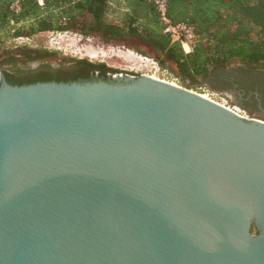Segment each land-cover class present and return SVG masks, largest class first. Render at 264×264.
Listing matches in <instances>:
<instances>
[{"label": "water", "instance_id": "obj_1", "mask_svg": "<svg viewBox=\"0 0 264 264\" xmlns=\"http://www.w3.org/2000/svg\"><path fill=\"white\" fill-rule=\"evenodd\" d=\"M0 264H264V119L147 74L0 69Z\"/></svg>", "mask_w": 264, "mask_h": 264}, {"label": "trees", "instance_id": "obj_2", "mask_svg": "<svg viewBox=\"0 0 264 264\" xmlns=\"http://www.w3.org/2000/svg\"><path fill=\"white\" fill-rule=\"evenodd\" d=\"M16 1L19 10L13 7ZM168 2L172 22H187L195 30L190 53L164 32L160 15L148 0H44L43 4L0 0L3 73L12 85L80 81L96 75L107 79L109 74L126 73L87 58H65L55 65L54 50L14 47L20 38L46 32H75L152 56L188 88L232 64H241L246 71H264V0ZM117 12L119 18H111Z\"/></svg>", "mask_w": 264, "mask_h": 264}, {"label": "rangeland", "instance_id": "obj_3", "mask_svg": "<svg viewBox=\"0 0 264 264\" xmlns=\"http://www.w3.org/2000/svg\"><path fill=\"white\" fill-rule=\"evenodd\" d=\"M116 8L120 10L121 6L116 5ZM111 18L118 19L119 13H113ZM14 47L54 50L57 52L52 60L55 65H58L65 58H87L92 62H105L108 66L118 68L122 72L155 75L157 78L174 81V83L182 85L172 72L162 68L152 56L137 53L123 46L107 45L98 38L87 37L75 32H46L32 38L24 37L16 40ZM3 68L4 66L1 67L0 65V69ZM237 68L243 69L241 64H232L225 67L227 70ZM191 89L208 94L214 100L230 107L242 116L264 119L263 114L252 115L240 106L238 100L230 91L216 90L202 81L194 84Z\"/></svg>", "mask_w": 264, "mask_h": 264}, {"label": "flooded vegetation", "instance_id": "obj_4", "mask_svg": "<svg viewBox=\"0 0 264 264\" xmlns=\"http://www.w3.org/2000/svg\"><path fill=\"white\" fill-rule=\"evenodd\" d=\"M201 81L216 90L234 93L239 105L250 114L264 115V71L220 68Z\"/></svg>", "mask_w": 264, "mask_h": 264}, {"label": "built area", "instance_id": "obj_5", "mask_svg": "<svg viewBox=\"0 0 264 264\" xmlns=\"http://www.w3.org/2000/svg\"><path fill=\"white\" fill-rule=\"evenodd\" d=\"M40 4L44 0H38ZM155 5L160 18L164 24V32L168 34L173 40L181 43L184 51L190 53L193 50V44L196 40V33L192 25L187 22H172L169 16V2L168 0H148ZM13 7L17 10L21 8L20 2L16 1ZM60 49V46H59Z\"/></svg>", "mask_w": 264, "mask_h": 264}, {"label": "bare ground", "instance_id": "obj_6", "mask_svg": "<svg viewBox=\"0 0 264 264\" xmlns=\"http://www.w3.org/2000/svg\"><path fill=\"white\" fill-rule=\"evenodd\" d=\"M151 76H153V77H155V78H157L155 75H151ZM174 82V81H173ZM202 95L205 97V98H209V99H211V100H214L213 98H211L208 94H206V93H202ZM214 101H216V100H214ZM216 102H218V101H216ZM220 103V102H219ZM220 104H222V103H220ZM224 105V104H223ZM226 106V105H225ZM228 108H230V107H228ZM231 109V108H230ZM233 110V109H232ZM235 111V110H234Z\"/></svg>", "mask_w": 264, "mask_h": 264}]
</instances>
